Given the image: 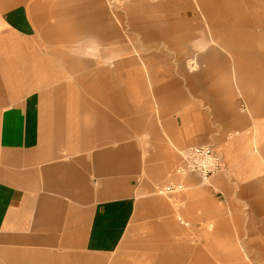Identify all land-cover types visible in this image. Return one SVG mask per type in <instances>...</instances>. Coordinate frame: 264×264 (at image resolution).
Listing matches in <instances>:
<instances>
[{
  "label": "crops",
  "instance_id": "obj_1",
  "mask_svg": "<svg viewBox=\"0 0 264 264\" xmlns=\"http://www.w3.org/2000/svg\"><path fill=\"white\" fill-rule=\"evenodd\" d=\"M166 1L182 7L164 10ZM152 6L132 15L147 43L127 45L88 0H0V264H111L92 258L126 238L140 243L141 230L149 261L264 264L262 153L221 52L246 54L234 75L246 111L264 116V0ZM205 32L191 67L188 41ZM254 123L264 131V119ZM194 145L222 155L208 192L226 204L197 205L194 215L189 201L181 206L210 246L190 256L153 190L181 177L175 169Z\"/></svg>",
  "mask_w": 264,
  "mask_h": 264
},
{
  "label": "rangeland",
  "instance_id": "obj_2",
  "mask_svg": "<svg viewBox=\"0 0 264 264\" xmlns=\"http://www.w3.org/2000/svg\"><path fill=\"white\" fill-rule=\"evenodd\" d=\"M156 0H127L125 1L122 6L119 9H110L108 5L106 4L105 0H88L90 4H92L93 8L95 11H98L99 13L102 12L105 14L107 20L102 21L103 28L106 31H111L115 29L124 41L125 44L127 45H137V44H144L147 43L144 40V36L140 30L133 25V19L132 15L134 17L139 18L142 16L141 14L151 9H154L152 6V3H154ZM166 2H163L164 4V10H168V7L174 8V10L178 11L181 9V4L178 3H173V4H168ZM145 4L144 8H140V5ZM172 10V9H171ZM155 12V9L153 10ZM133 13V14H132ZM160 13V11H159ZM164 13V14H163ZM140 14V15H139ZM150 14V13H146ZM150 16V15H149ZM160 18L165 19L163 22L164 24L168 25L170 24V20L166 19H172L169 18V14L166 12H162V14L158 15ZM177 20L180 19L179 15L176 16ZM153 18V17H152ZM199 20L200 26L197 25H191L194 24L196 21L194 20H189V25L192 26V28L195 29L194 32L201 33V28H205V25L203 26V21L201 20V17L197 18ZM169 21V22H168ZM178 23V21H176ZM208 41V34L205 32L204 34H199L197 37H194L193 39H190L188 41V46L192 47V50H194V53L190 55V58H188V64L191 67L196 68L195 62L198 61L197 57L199 52L204 51V45ZM151 45H163V43L160 44L158 40H153L149 42ZM221 52L228 58L230 62V87H231V97L235 100L236 103V108L238 112H244L245 114L248 115L250 119H252L253 123V150L255 152H260L262 153V157H260L262 166H264V152H262V148H264V131L261 133L255 132V123L254 120L256 119H264V116H253L252 112H247L246 108H248L247 105V100L245 97V94L242 91V87L240 86V83H238V77L235 76L234 74L236 73V70L239 71V69H236V66L239 65L236 63V59L238 57H241L242 55H246L242 52H227V51H222ZM237 57V58H236ZM245 61L241 64V66L244 65H249L250 62H248V59L245 56ZM198 64V63H197ZM237 64V65H236ZM199 65V64H198ZM235 68V69H234ZM238 68V67H237ZM197 177L195 174H187L181 177H178L175 180H170L168 182H182L183 183V189L173 192L168 195H158L155 192V189L153 190V194L155 197L158 199L162 200L163 203L169 204L172 207V219L173 223L175 226L179 228V230H182L185 232V234L178 235V239L183 238V241H186L188 243V253L190 256L192 254L197 253V252H206L210 246L205 244L204 240V234L203 235H198V230L194 227V220L192 218H188L184 216L181 213V206L186 204V201H189L190 205V210L193 211L192 215H194V209H196L197 205H202L204 206H214V205H224L226 204L225 201H223V198L221 197L220 199H215V197L211 196L210 193L208 192L209 186L208 182H202L199 177H197V180H194L193 177ZM167 183V182H165ZM165 183H161L158 185H162ZM178 215H182L185 220L189 222L188 226H183L179 224L176 220ZM140 243L138 242H132V240H127L125 239L123 246L117 251L116 253L110 254L108 256H101L98 257H93L95 261H109L111 264H116L118 260L120 261L121 264H165L166 262L164 261H149L148 259H144L148 256V253L150 252L149 248V240L148 237L146 236L144 230L140 231ZM133 243V244H132ZM221 248L225 249L226 247L229 246H220ZM234 247V246H233ZM218 248V246H216ZM125 260L123 261V259ZM123 261V262H122ZM219 262H215V264H218ZM221 263V262H220ZM186 264H201V262L193 261L190 260L186 262Z\"/></svg>",
  "mask_w": 264,
  "mask_h": 264
},
{
  "label": "built area",
  "instance_id": "obj_3",
  "mask_svg": "<svg viewBox=\"0 0 264 264\" xmlns=\"http://www.w3.org/2000/svg\"><path fill=\"white\" fill-rule=\"evenodd\" d=\"M127 0H105L110 9H119ZM183 162L175 169L178 176L187 174L197 175L202 182H209L210 178L224 168L222 155L208 145H194L188 147L182 155ZM181 182H167L155 188L158 195H168L183 189ZM177 219L187 225L180 216Z\"/></svg>",
  "mask_w": 264,
  "mask_h": 264
}]
</instances>
